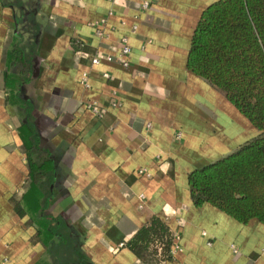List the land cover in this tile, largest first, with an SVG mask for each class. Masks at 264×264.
<instances>
[{
  "label": "crops",
  "instance_id": "crops-1",
  "mask_svg": "<svg viewBox=\"0 0 264 264\" xmlns=\"http://www.w3.org/2000/svg\"><path fill=\"white\" fill-rule=\"evenodd\" d=\"M143 1L0 0V264H264V223L195 206L189 194L190 171L254 135L187 68L193 30L216 0ZM16 35L30 72L8 90ZM122 39L128 67L118 57ZM13 96L31 110L54 164L35 184ZM152 217L181 247L159 263L127 246Z\"/></svg>",
  "mask_w": 264,
  "mask_h": 264
},
{
  "label": "trees",
  "instance_id": "trees-1",
  "mask_svg": "<svg viewBox=\"0 0 264 264\" xmlns=\"http://www.w3.org/2000/svg\"><path fill=\"white\" fill-rule=\"evenodd\" d=\"M18 44L17 35L13 36L5 63L8 90L27 81L30 72ZM187 68L219 92L256 131L231 152L188 173L190 199L195 206L208 203L240 223L252 219L264 223V0H216L206 6L191 36ZM12 103L22 117L19 135L29 184H35L54 164L49 152L38 145L31 110L18 96ZM42 228L50 231L48 225ZM171 242L168 227L152 217L127 246L144 261L159 263L167 258Z\"/></svg>",
  "mask_w": 264,
  "mask_h": 264
},
{
  "label": "built area",
  "instance_id": "built-area-1",
  "mask_svg": "<svg viewBox=\"0 0 264 264\" xmlns=\"http://www.w3.org/2000/svg\"><path fill=\"white\" fill-rule=\"evenodd\" d=\"M155 2L157 0H145L142 2V7L143 8H148L151 4V2ZM104 22V20L100 21V24H102ZM99 24V23H98ZM96 25L98 26V28L96 29V33L97 35H101V30H100V25ZM129 53H130V47L129 45L126 43L125 39H122V43L120 45L119 48V52H118V57L120 60V63L123 67H128L129 65ZM105 60L107 61H112L113 56L111 54L104 56ZM101 60V56L100 55H96L94 57H92L91 62L92 64H98ZM104 77H108L107 74H103ZM81 83H83L85 86H87V74L84 72L81 74ZM86 106L89 107L91 109V111L97 115L100 116L101 115V110L98 108V106L95 103H90L87 102ZM208 244H210V242H207ZM181 247L180 244L178 243V236L176 235H172V242H171V246H170V250L169 253L167 255V258H171L177 251H180Z\"/></svg>",
  "mask_w": 264,
  "mask_h": 264
},
{
  "label": "rangeland",
  "instance_id": "rangeland-1",
  "mask_svg": "<svg viewBox=\"0 0 264 264\" xmlns=\"http://www.w3.org/2000/svg\"><path fill=\"white\" fill-rule=\"evenodd\" d=\"M255 132H256V131L254 130L253 134H255Z\"/></svg>",
  "mask_w": 264,
  "mask_h": 264
}]
</instances>
